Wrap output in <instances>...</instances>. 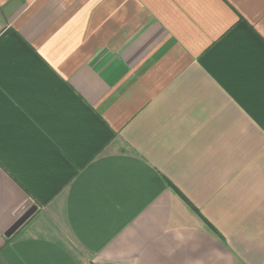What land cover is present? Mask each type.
<instances>
[{
  "label": "crops",
  "instance_id": "0c3cea01",
  "mask_svg": "<svg viewBox=\"0 0 264 264\" xmlns=\"http://www.w3.org/2000/svg\"><path fill=\"white\" fill-rule=\"evenodd\" d=\"M0 264H264V0H0Z\"/></svg>",
  "mask_w": 264,
  "mask_h": 264
}]
</instances>
